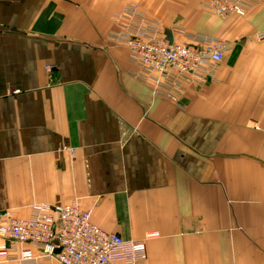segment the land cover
I'll return each mask as SVG.
<instances>
[{"label":"crops","instance_id":"0c3cea01","mask_svg":"<svg viewBox=\"0 0 264 264\" xmlns=\"http://www.w3.org/2000/svg\"><path fill=\"white\" fill-rule=\"evenodd\" d=\"M210 1L0 0V214L78 203L147 264H264V0ZM132 7L177 42L232 43L214 80L176 100L137 80L109 39Z\"/></svg>","mask_w":264,"mask_h":264},{"label":"built area","instance_id":"2783aa9c","mask_svg":"<svg viewBox=\"0 0 264 264\" xmlns=\"http://www.w3.org/2000/svg\"><path fill=\"white\" fill-rule=\"evenodd\" d=\"M256 3L251 0H211L207 13L222 18H245ZM125 21V22H124ZM117 32L109 39L129 52L131 74L149 86L156 96L176 100L188 84L214 80L216 69L233 49L220 39H195L191 43L169 41L161 25L132 7L115 18ZM264 42V31L257 34ZM74 153V150H72ZM0 258L7 264H147L144 241L125 240L96 225L92 211L78 203L39 204L32 215L20 218L0 214Z\"/></svg>","mask_w":264,"mask_h":264},{"label":"water","instance_id":"95a60500","mask_svg":"<svg viewBox=\"0 0 264 264\" xmlns=\"http://www.w3.org/2000/svg\"><path fill=\"white\" fill-rule=\"evenodd\" d=\"M168 39L170 42H172V37L170 35L168 36Z\"/></svg>","mask_w":264,"mask_h":264}]
</instances>
